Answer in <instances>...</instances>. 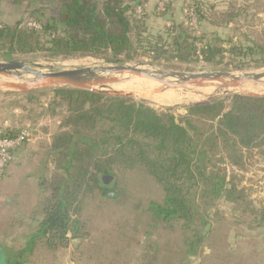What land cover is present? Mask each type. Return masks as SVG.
Here are the masks:
<instances>
[{"label":"trees","instance_id":"16d2710c","mask_svg":"<svg viewBox=\"0 0 264 264\" xmlns=\"http://www.w3.org/2000/svg\"><path fill=\"white\" fill-rule=\"evenodd\" d=\"M40 1L32 0V7L44 6ZM48 2L53 3L50 9L37 10L39 28L3 22L0 58L11 60L31 54L65 59L92 56L117 63L140 56V47L155 59L167 54L157 39L143 32L147 0ZM201 6L195 8L200 24L204 18ZM175 28L174 23L166 28L168 37ZM181 38L188 40L189 36L182 30L173 36L178 52L187 48ZM218 41L204 42L202 55L207 63H217V55H223ZM257 46L261 47L256 43L239 47L237 54L245 50L264 58V46L255 52ZM188 50L190 54L170 55L165 60L191 61L187 58L193 56L191 45ZM48 91L53 94V102L65 106L66 113L43 160L49 176L43 177V218L38 236L47 244L67 245L69 231L77 236L82 221L73 215L80 213L87 196L96 192L108 196L109 187L101 176L113 175L118 169L141 170L162 187L163 200L151 201L148 211L157 223L180 221L184 230L198 235V241L190 242V247L202 243L210 228L204 221L209 210L200 203L202 199L231 205L244 201L246 205L238 208L258 211L249 199L251 188L242 186V178L237 177L239 171L248 172L246 165L251 157L264 163V96H213L186 104L184 113H176L173 107L157 109L130 97L69 87L8 92L31 95ZM24 127L27 125L14 129L0 126L5 136H15ZM200 212L204 213L203 228L196 231L195 219Z\"/></svg>","mask_w":264,"mask_h":264},{"label":"rangeland","instance_id":"374dc122","mask_svg":"<svg viewBox=\"0 0 264 264\" xmlns=\"http://www.w3.org/2000/svg\"><path fill=\"white\" fill-rule=\"evenodd\" d=\"M40 3L44 4V6H37L38 8L36 9V7H32V0H0L1 24L3 22L10 25L19 23L22 27L39 28L37 10L40 13L45 8L50 9L53 4L52 2H48V0H42ZM198 4L202 5L201 11L204 18L201 24L196 22L197 25H195L191 24L192 21L190 19H187L184 9L187 7L195 9ZM142 18V21L145 20L143 22L144 34L146 36L151 35L153 40L157 39L156 41L160 45H163L164 49L168 50L167 54L161 56L160 59L149 56L144 48L140 47L138 49L140 56L117 63L92 56L65 59L51 58L38 54L20 55L11 60L22 61L30 68H35L42 72L80 66H93L96 63H102L138 65L150 71H155L157 74L171 71L184 72L186 74L217 71H228L234 74L246 72L264 73V58L262 56L259 54L252 56L245 53V50L242 51V54H237L239 47L251 46L254 43L261 47L264 46V0H166V3H163V0H147L145 14ZM173 23L176 25V28L172 36L168 37L166 28L172 26ZM180 30L185 31V35L189 36L188 40L181 38V41L187 46L182 52L176 51L173 47V36L178 34ZM215 38L220 39L217 43L223 47V55H217L219 62L207 63L202 55L204 42L212 41ZM190 45L193 48V56H187V58H191V61L179 60L177 58L165 60L170 55H178L179 53L190 54V50H188ZM261 47L257 46L254 48V51L259 52L263 50ZM0 61L8 60L0 58ZM243 64L250 66L239 68ZM24 76L31 77L32 75ZM137 77L126 75L123 81H128L131 78L138 79L139 77ZM1 78L8 80L6 77ZM167 79L172 81L178 80L177 77L173 78V76H169ZM156 84V88L163 89L165 87L162 83L156 82ZM114 85L110 86L111 89L124 90ZM195 86H188V91L190 92L191 90L188 99L167 104L153 101L149 98L151 95L130 98L145 102L157 109L173 107L176 113H184L185 109L183 106L186 104L207 100L213 96L227 95L223 91L214 94H203L201 88L199 86L193 88ZM8 91L13 90L0 88V126L8 125L11 129H14L16 126L27 125V128L32 133L28 140L31 143L29 148H34L37 154L35 160L47 156L48 143H50L52 135L58 131V122L62 119V115L66 113L65 106H60L53 102V94L49 91L31 94L34 95V99L31 101L29 100L31 95L12 94L19 91L12 93ZM164 92L169 93V91H158L152 95L161 96ZM199 92L200 95L198 94ZM231 92L233 93L234 91ZM261 161L251 157L248 160V165H246L248 172L243 173L239 171L237 178L247 177L255 179L260 173L264 172V163ZM48 172L46 170V176H49ZM113 173V175L107 174L112 176V179L106 183L109 187V197L101 195L100 192L87 196L80 205L81 218H79L78 214L73 215V217H78L88 227L100 226L104 228L109 226L117 230L119 228L140 229L141 234L144 235V239L147 237L145 241H148L152 245V251L156 249L157 257L152 261L157 262L156 259H158V264H191L190 242H197L199 239L198 235L194 236L189 229L187 231L184 230L180 221L173 222V224L167 222L157 223L148 211V205L151 201L161 202L163 200L164 192L162 187L152 177L138 169L133 171L118 169L113 170ZM51 177L52 172L50 171V180ZM31 183H34V180H31ZM23 187L21 186L18 192H24ZM28 190L29 192L33 191V187H29ZM198 200L201 201V199ZM205 201L207 202H204V199H202L200 203L209 210L208 214L206 213L204 216V221L210 226L217 221L218 217L222 216V213H228L232 208L237 209L240 205H246L244 201H240L234 205L225 204L223 200L218 202L206 199ZM202 214L204 213H198L195 219L194 227L196 231L203 228L201 225L203 223L201 220ZM247 214L249 216L254 215L249 211H247ZM101 233L99 235L101 240L108 236L105 231ZM72 235L74 234L72 233ZM113 235L123 236L122 232L119 233V231ZM26 238L27 242L25 244L31 248H35L34 254L37 257H42L46 262L49 260L50 264H71V261L73 262L75 259L74 256H78V251L69 247V245L67 247L49 245L45 240H37L35 234H29ZM205 238L203 242L206 240ZM10 254H13V252L11 253L10 251Z\"/></svg>","mask_w":264,"mask_h":264},{"label":"crops","instance_id":"0c3cea01","mask_svg":"<svg viewBox=\"0 0 264 264\" xmlns=\"http://www.w3.org/2000/svg\"><path fill=\"white\" fill-rule=\"evenodd\" d=\"M30 144L27 141L14 152L15 160L0 181V264H50L34 254L35 248L25 244L29 234L44 241L38 235L43 218L45 156L35 160L36 150L29 148ZM240 184L251 188L249 199L255 203L258 214L250 212L254 215L249 216L241 208L222 213L208 229L206 240L191 245V264H264V172L255 179L244 177ZM21 186H24L22 193L18 192ZM29 187L33 191L29 192ZM78 216L81 218V213ZM103 231L108 236L101 240L99 235ZM117 231L123 236L113 235ZM67 236L69 241L65 246L78 251L71 264H158L159 261H152L157 257L156 249L152 251L140 229L88 227L82 221L77 236L70 231Z\"/></svg>","mask_w":264,"mask_h":264},{"label":"water","instance_id":"95a60500","mask_svg":"<svg viewBox=\"0 0 264 264\" xmlns=\"http://www.w3.org/2000/svg\"><path fill=\"white\" fill-rule=\"evenodd\" d=\"M24 75H32L26 77ZM126 75L138 76L153 82H159L165 85L163 89H140V90H115L111 85L123 81ZM177 77L178 80H168L167 77ZM264 73H248L243 76H236L232 72H197L186 74L184 72L171 71L154 75L150 70L138 65L130 64H102L94 66H80L69 69L42 72L35 68H30L24 62L19 60L0 61V88L8 90L27 92L45 88L69 87L87 91H96L106 94H112L124 97H145L158 91L186 88L189 85L199 87L210 84H218L220 90L224 93H232L229 88H238L244 83H264L262 78ZM6 77L8 80H3ZM233 93L246 94L251 96H264L263 93H252L242 90ZM104 183H108L111 175L101 176ZM26 264V263H23Z\"/></svg>","mask_w":264,"mask_h":264},{"label":"bare ground","instance_id":"6f19581e","mask_svg":"<svg viewBox=\"0 0 264 264\" xmlns=\"http://www.w3.org/2000/svg\"><path fill=\"white\" fill-rule=\"evenodd\" d=\"M94 65H102V63H96ZM151 72L154 73V75H157V73L155 71H151ZM243 74H246V73H237L234 75L243 76ZM139 78L138 79L131 78L128 81H121L120 83L115 84L114 86L118 87L119 89H124V90H128V89L129 90L130 89L140 90V89H154V88H156V86H157L156 82H150V80H148V79L142 78V79H144V80H142ZM262 81H264V76L262 78ZM114 86H113V88H115ZM193 88H196V86ZM200 88H201V92L203 94H206V93H213L214 94V93H217L219 91H223V90L219 89L217 83L216 84H210L209 82H207V84H205V86L200 87ZM177 89H179V88H177ZM188 90H189V87L183 88L182 90H176V89L164 90V91H169V93H165V92H164L165 94L160 93L161 96L160 95H158V96L151 95V96H149V98L152 99L153 101L158 102V103H166L167 104L169 102L188 99L189 93L191 92V90H190V92ZM237 90H242V91L252 92V93H263L264 92V83L263 84L262 83L255 84V83L248 82V83H244V84L239 85L238 88H229L228 89V91H237ZM196 93H197V91H196ZM198 94L200 95V92Z\"/></svg>","mask_w":264,"mask_h":264},{"label":"built area","instance_id":"2783aa9c","mask_svg":"<svg viewBox=\"0 0 264 264\" xmlns=\"http://www.w3.org/2000/svg\"><path fill=\"white\" fill-rule=\"evenodd\" d=\"M163 3H166V0H163ZM139 10L140 8H138V11ZM184 11L185 14L190 17V20L192 21L191 24L197 25L196 22L198 23V20L196 14L194 13L193 7H187L184 9ZM33 24L35 25V23ZM1 26L2 24L0 20V27ZM31 134V131L28 128L24 127L15 136H5L3 133V129L0 128V181L3 179L8 166L15 159L14 152L29 140Z\"/></svg>","mask_w":264,"mask_h":264}]
</instances>
